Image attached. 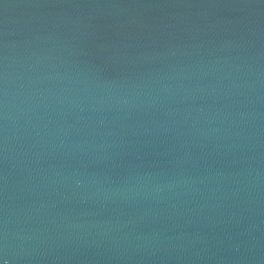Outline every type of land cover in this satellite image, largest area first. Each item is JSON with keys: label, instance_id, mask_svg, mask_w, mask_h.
Segmentation results:
<instances>
[{"label": "water", "instance_id": "water-1", "mask_svg": "<svg viewBox=\"0 0 264 264\" xmlns=\"http://www.w3.org/2000/svg\"><path fill=\"white\" fill-rule=\"evenodd\" d=\"M0 264H264V0H0Z\"/></svg>", "mask_w": 264, "mask_h": 264}]
</instances>
